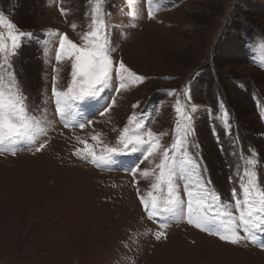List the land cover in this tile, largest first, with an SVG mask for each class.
I'll return each instance as SVG.
<instances>
[{
	"label": "rangeland",
	"instance_id": "rangeland-1",
	"mask_svg": "<svg viewBox=\"0 0 264 264\" xmlns=\"http://www.w3.org/2000/svg\"><path fill=\"white\" fill-rule=\"evenodd\" d=\"M94 3L0 0V38L9 49L10 32L35 34L22 38L14 71L27 104L45 121L35 143L13 145L15 154L0 152V264H264V235L255 244L233 245L189 224L178 210L148 217L141 196L148 198L155 178L127 169L140 161L141 170L152 169L158 154L147 160L139 151L115 155L107 165L73 155L84 149L81 141L98 156L118 147L121 130L141 112L146 127L170 147L180 135L176 107L191 113L195 105L189 141L199 145L209 187L238 215L232 193L246 183L241 175L252 168L245 160L251 151L264 188V0H105L101 15L114 62L145 79L125 81L117 93L114 74L98 97L75 102L65 127L52 89L54 80L58 91L71 84L72 61L56 59L55 33L83 45ZM106 105L110 110L99 115ZM86 120L92 123L79 128ZM40 143L45 147L37 152ZM189 151L196 149L189 145ZM171 155L179 159V149ZM157 232L165 236L157 240Z\"/></svg>",
	"mask_w": 264,
	"mask_h": 264
},
{
	"label": "snow or ice",
	"instance_id": "snow-or-ice-1",
	"mask_svg": "<svg viewBox=\"0 0 264 264\" xmlns=\"http://www.w3.org/2000/svg\"><path fill=\"white\" fill-rule=\"evenodd\" d=\"M105 0H95L94 7L90 13L91 23L89 31L81 37L85 41L83 45H78L66 33L56 32L59 37L58 54L56 59L62 57L72 61L71 78L72 82L65 91H58L54 86L52 89L55 98L56 112L66 121L65 127H69L67 122L75 102H84L98 97L103 89L110 85L115 77L119 78V85L116 92L124 89L127 85L125 81L143 82L145 77L138 75L126 67L121 60L114 62L111 52L114 48L110 44L107 34L106 14L101 15ZM149 5L154 0H147ZM91 4V0H90ZM61 13L65 10L61 8ZM149 19L152 12L148 13ZM4 22L0 16V23ZM8 27L14 28L11 23ZM76 27L75 24L72 25ZM34 33L19 32L9 33L11 48L0 38V152L11 151L12 147L24 140L35 143L37 138L45 133L42 119H37L35 113L27 104V97L24 95L17 74L14 71V59L18 55V50L22 46V38L30 39ZM52 35V33H48ZM190 98V95H189ZM112 103H115L113 99ZM179 103V102H178ZM139 107L134 104L133 108ZM111 108V105L104 106L99 115L103 116ZM177 130L180 133L170 147H165L160 143L159 136L147 128L143 123L141 112L138 118L133 114L128 124L121 130L117 140L118 147H107L105 154L97 155L94 149L88 145L87 141H81L85 145L84 149H77L73 155L81 159L91 158L92 163L103 162L110 164L115 155L134 154L138 151L143 155V160L159 155V162L152 169H140V161L127 169L134 177L139 172L145 179L154 176L151 184L153 191L148 192V198L141 196V203L148 214V217H162L169 212L179 211L186 214L187 222L208 232L210 235L218 236L220 240L239 245L242 242L257 243V237L264 235V188L256 182L255 167L258 161L254 151L249 153L251 158H245L247 165L252 168H245L241 180H246L240 185L241 192L233 190L232 196L235 200L234 207L238 215L232 212L233 205L224 203L221 197L209 187L211 181L204 173L206 167L199 156V145L191 143L189 137L194 134L192 126L193 115L198 111L193 105L191 113L184 111L182 107H176ZM211 115V110H207ZM228 113H224L225 124L228 125ZM91 124V120L77 122L79 128ZM230 126L226 134H230ZM93 140L98 137L93 136ZM189 145L196 151H189ZM45 147L40 143L36 151H41ZM179 149V159L171 155ZM158 170V172H157ZM181 186L183 197L181 196ZM186 210V211H185ZM161 227H167L161 224ZM243 233V235L241 234ZM165 236L163 232L156 233L159 240ZM264 248V244H260Z\"/></svg>",
	"mask_w": 264,
	"mask_h": 264
},
{
	"label": "trees",
	"instance_id": "trees-1",
	"mask_svg": "<svg viewBox=\"0 0 264 264\" xmlns=\"http://www.w3.org/2000/svg\"><path fill=\"white\" fill-rule=\"evenodd\" d=\"M236 129H237V127H236ZM238 130V129H237Z\"/></svg>",
	"mask_w": 264,
	"mask_h": 264
}]
</instances>
